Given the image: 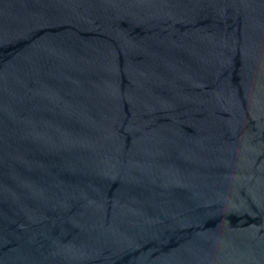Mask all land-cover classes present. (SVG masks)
Masks as SVG:
<instances>
[{"label": "water", "instance_id": "1", "mask_svg": "<svg viewBox=\"0 0 264 264\" xmlns=\"http://www.w3.org/2000/svg\"><path fill=\"white\" fill-rule=\"evenodd\" d=\"M0 264H264V0H0Z\"/></svg>", "mask_w": 264, "mask_h": 264}]
</instances>
